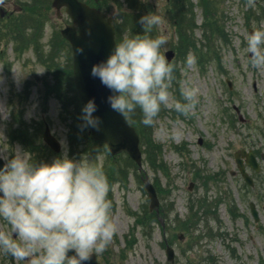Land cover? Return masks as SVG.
I'll list each match as a JSON object with an SVG mask.
<instances>
[{
  "label": "rangeland",
  "instance_id": "obj_1",
  "mask_svg": "<svg viewBox=\"0 0 264 264\" xmlns=\"http://www.w3.org/2000/svg\"><path fill=\"white\" fill-rule=\"evenodd\" d=\"M139 1L142 2L141 16L153 13L161 16L162 22L150 33H144L142 28L137 32L153 38L166 36L167 44L161 49L166 56L167 50L179 46V39L164 9L165 0ZM34 2L10 0L9 3L21 7L20 10L7 7L5 11H10V17L0 19V156L6 159L20 149L32 159V156H39L50 163L64 152L75 160L86 155L93 163L102 166L105 174L109 164L117 162L114 165L120 171L115 174L116 180L108 192L117 231L106 250L96 254L101 264H168L165 242L174 248L175 264H264V72L252 73L244 52L248 28L264 33V19L257 17L256 13L251 18L245 17L248 0H224L222 3V22L228 42L211 40L213 46L209 53L215 52L216 55L212 53L209 57L203 47L198 51L204 55L202 61L193 52L187 54L196 56L197 62L193 66L187 65V56L185 62L177 55L169 61L178 69V77L175 76L170 88V100L183 101L181 90L185 86H194L199 93L198 102L187 115L162 106L163 114L153 123V140L149 136L155 145H160V159L169 173L166 177L161 171L154 172L147 162H143L142 170L157 191L159 208L155 214L160 215L161 223L164 222V230L156 218L145 229L141 225L133 228L134 220L141 218L144 210L150 207L147 191L139 178L143 175L141 169L126 162L124 153L109 158L104 144L96 145V151L77 146L81 140L74 144L68 137L70 129L67 124L70 122H66L65 114L61 113L60 101L53 94L46 93L45 78L49 70L40 64L32 47L22 54L15 51V41L11 37L14 34L6 31L10 24H19L21 34L24 32V36L30 38L34 29L31 24L35 26L39 20L47 18L40 39L45 50L47 41L55 37L52 34L67 22L64 12L62 18L56 16L51 7L53 0ZM255 2L264 7V0ZM105 3L107 15L115 25L120 24L121 36H133L132 23L126 20L140 9L130 8V0H106ZM146 4L151 6L145 11ZM194 11L199 24L200 9L194 7ZM28 24L29 28L26 27ZM195 36L199 38L200 31H196ZM46 51L42 57H47ZM69 54V48L63 44L57 61L68 67L71 62ZM67 76L70 85L64 99L71 116L80 122L83 105L75 98L72 74ZM227 79L231 87H228ZM49 82L53 87L56 84L53 79ZM20 119L26 122L29 132L35 125L40 127L37 142L41 145L39 150L43 151L39 154L28 152L15 139L13 131L18 129ZM44 122L61 144L58 153L44 149L46 145L41 138ZM20 136L24 137V134L21 132ZM242 148L253 149L258 156L259 171L246 167L254 178L253 187L245 184L235 162L234 152ZM122 166L125 170H121ZM249 201H254L259 210L258 221H254L251 215ZM230 208L237 210L240 217H231ZM190 214L195 217L193 220L188 217ZM184 223L188 228H182ZM4 230L7 225L0 221V231ZM180 234L182 238H179ZM14 260L15 264H26ZM0 264H11L3 252H0Z\"/></svg>",
  "mask_w": 264,
  "mask_h": 264
},
{
  "label": "clouds",
  "instance_id": "obj_2",
  "mask_svg": "<svg viewBox=\"0 0 264 264\" xmlns=\"http://www.w3.org/2000/svg\"><path fill=\"white\" fill-rule=\"evenodd\" d=\"M254 4L248 0L249 7ZM138 22L144 33H150L162 17L147 13ZM166 44L164 35L136 34L92 64L90 75L111 93L106 102L113 111L131 120L139 110L140 122L151 126L162 106L183 115L195 107L199 89L194 86L182 88L183 101L170 100L175 66L161 52ZM244 52L248 69L264 72V33L249 34ZM196 62L194 54L187 56V65ZM96 111L94 99L83 105L84 128L99 130L101 117L94 115ZM0 158L5 160L0 167V221L7 225L0 231V252L26 264H86L106 250L117 225L102 166L86 155L69 158L66 152L50 163L37 164L20 149Z\"/></svg>",
  "mask_w": 264,
  "mask_h": 264
},
{
  "label": "trees",
  "instance_id": "obj_3",
  "mask_svg": "<svg viewBox=\"0 0 264 264\" xmlns=\"http://www.w3.org/2000/svg\"><path fill=\"white\" fill-rule=\"evenodd\" d=\"M36 0H33V3ZM92 1V0H90ZM222 0H198V4L200 8L202 9V15H203V22L201 23L200 26L196 25L195 22V13L193 11L194 4L192 3V0H167V9L170 12V15L172 17V20H174L173 24L175 27V31L178 35V43L179 46L176 48L177 49V54L178 56L182 57L183 59L187 55V53L192 50L194 52H197L198 50L201 51L203 47H206V51L208 52L209 57H211V54L216 55L215 52L212 51V46L213 42L211 40H215L218 42H222L226 44L228 38L226 33L224 32V26L221 23V17L223 16L222 12L219 10V5H221ZM100 5H104V0H99ZM219 4V5H218ZM137 5V0H130L129 7L136 8ZM256 9L254 11L260 15H258L260 18L264 16V8L262 5H255ZM146 7H149V5H146ZM140 13H135L131 17L127 19L129 23H132L131 27V33L140 34L143 36L141 33H138L137 30L141 29L139 18H140ZM262 15V16H261ZM48 19L46 20L41 19L39 20L35 26L32 25V28H34V32L32 33L31 37V43L32 46L37 53L44 52V49L42 46L38 44V41L40 40V35L41 32H36V30H41L43 24L46 23ZM199 27L202 33V38L205 40V44H202L201 49H198V43L197 39L194 35L195 29ZM58 34V33H57ZM122 35V29L118 27L117 29V40L118 43H120L124 38L121 36ZM62 38L60 35H57V38L53 40V42H49V48L50 52H52L48 56V64L47 67L50 70V75L51 77H46L45 78V90L47 91V94H53L56 98H58L61 102V113L65 114V121L70 122L67 124L68 128L70 129V132L68 133V137L70 140L75 144L77 142H80L77 144L82 145L83 147H86V150H91V151H96V145L99 143L97 141H94L90 138L89 134L87 133L88 128H84L82 120L78 122L77 117L71 116V110L68 106V103L64 99V95L67 93L66 89L70 85V80L67 76L69 73L71 75V69L63 64H59L56 59L59 57V50L62 43ZM48 48V50H49ZM197 54V53H196ZM199 56H203V54H199ZM217 56H214L216 58ZM218 59V58H216ZM175 76L178 77L177 72L174 71V79ZM50 80H55L56 84L53 87L52 83L49 82ZM174 81V80H173ZM65 91V92H64ZM64 92V93H63ZM77 98V97H75ZM162 110L160 111V113ZM159 113V114H160ZM158 114V115H159ZM71 121H68L70 120ZM141 113L139 110H137L136 114L134 117L129 120L132 124H134L138 132L140 134V144L143 146H146V149H143V154H144V159L143 162H147L149 166L153 169L154 172L161 171L164 176L168 177V168L165 166V164L162 162L160 159V145L156 144L155 142L153 143L151 141L152 138V133H153V125L151 126H144L141 122ZM18 126L22 127V129H15L13 132L15 134V139L21 143L27 150L34 154H39L40 151L39 147H41L40 143L37 142L38 138V132L40 130V127L38 126H33L32 131L29 132L28 126L25 121L20 119L18 121ZM24 134V137L20 136V133ZM149 136L151 139L149 140ZM45 150L49 151L47 146L44 147ZM33 162H36L37 164L43 161L39 156H34L32 159ZM125 161L129 162L133 165L134 168H136V165L127 157L125 156ZM117 162H112L109 164V169L106 172V177L109 183V186L112 184L113 181L116 180L115 174L119 172L120 170L116 168L114 165ZM121 170H125L124 167L122 166ZM197 175V174H196ZM165 191V189H163ZM142 214L141 221L144 223V226H148L152 221H154V218H156L154 213H149L148 210H144ZM168 211V209L166 210ZM162 215H165L162 214ZM238 215V213H237ZM191 220L193 219L192 215L190 214L188 216ZM142 223V224H143ZM183 228H187L186 226H183Z\"/></svg>",
  "mask_w": 264,
  "mask_h": 264
},
{
  "label": "water",
  "instance_id": "obj_4",
  "mask_svg": "<svg viewBox=\"0 0 264 264\" xmlns=\"http://www.w3.org/2000/svg\"><path fill=\"white\" fill-rule=\"evenodd\" d=\"M53 5L59 9L61 5H66V11L70 14L73 23L62 30L73 50V78L75 91L85 104L89 99H94L97 105V111L94 115L101 117L99 130L90 127V134L94 139L103 141L110 154L120 151H126L128 155L140 166L141 152L138 147V135L133 126H131L124 116L113 111L106 98L111 93L103 86L97 78L90 75L92 64L105 59L115 45L114 26L110 18L105 19L103 13L98 9L88 6L86 3L78 0H54ZM76 26L79 27V33L76 32ZM82 48V52H77ZM167 58L172 57V52L166 53ZM43 139L54 150H59V142L51 135L46 127L43 133ZM239 155L246 156V161L256 170L258 165L251 151L240 150L235 153L238 166L245 180L252 183L251 178L244 172L242 161ZM0 160V167L3 166ZM192 187V183L190 187ZM145 188L150 199V209L158 206V199L153 186L145 181ZM252 212L257 218L253 203H250ZM71 254V252L69 253ZM168 258H172V250L167 247ZM86 264H97L94 255Z\"/></svg>",
  "mask_w": 264,
  "mask_h": 264
},
{
  "label": "flooded vegetation",
  "instance_id": "obj_5",
  "mask_svg": "<svg viewBox=\"0 0 264 264\" xmlns=\"http://www.w3.org/2000/svg\"><path fill=\"white\" fill-rule=\"evenodd\" d=\"M118 264H121V263H118Z\"/></svg>",
  "mask_w": 264,
  "mask_h": 264
}]
</instances>
